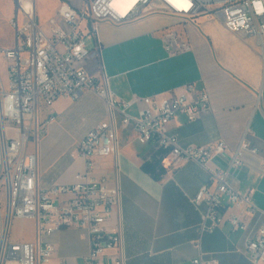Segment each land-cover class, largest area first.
<instances>
[{
  "label": "built area",
  "instance_id": "obj_1",
  "mask_svg": "<svg viewBox=\"0 0 264 264\" xmlns=\"http://www.w3.org/2000/svg\"><path fill=\"white\" fill-rule=\"evenodd\" d=\"M16 5L9 19L13 42L0 48L6 63L5 75L0 71V264H49L57 250L51 237L68 228L87 231L86 264H126L123 228L119 223L111 228L109 222L123 195L119 129L129 126L141 144L153 142L172 162H194L207 173L208 181L191 199L201 217L200 238L223 224L225 209L242 207L258 222L247 238V254L254 264H264V211L252 203L250 193H241L229 181L232 172L243 167L249 142L243 140L231 153L224 140L183 146L169 131L178 114L196 121L210 112L207 91L188 83L180 93L134 95L127 101L111 89L103 67L99 76L86 68L89 60L101 56V23L120 26L151 15L171 16L184 24L200 16L220 17L231 32L253 38L264 60V0H81L80 5L61 0L49 20L50 32L38 21L36 0H16ZM161 40L169 56L191 50L187 37L172 27L162 31ZM85 91L104 100L108 117L77 145L86 163L76 180L43 188L37 153L30 150L44 128L40 102L51 104L61 96L77 100ZM134 104L140 105L136 115L129 112ZM104 157L114 159V172L109 178H96V159ZM216 158L225 165L215 164ZM18 219L34 222L33 240L13 238L12 225ZM229 222L234 232L248 229L240 216H231ZM189 264H218V260L201 253Z\"/></svg>",
  "mask_w": 264,
  "mask_h": 264
},
{
  "label": "crops",
  "instance_id": "obj_2",
  "mask_svg": "<svg viewBox=\"0 0 264 264\" xmlns=\"http://www.w3.org/2000/svg\"><path fill=\"white\" fill-rule=\"evenodd\" d=\"M60 2L53 7L54 15ZM153 16L120 26L101 23V56L89 60L87 70L99 76L103 67L111 89L127 101L134 95L161 97L172 90L180 93L188 83L205 89L210 112L196 121L178 114L170 122L169 131L183 146L224 140L231 153L243 140L249 142L250 148L242 155L243 167L233 171L229 181L241 193H250L252 203L264 211V60L254 39L231 32L220 17L200 16L184 24L159 15L170 23L158 27L149 23ZM169 27L187 37L190 51L177 56L167 54L161 33ZM139 106L134 104L129 112L136 115ZM39 107L44 128L37 142L30 145L38 156L39 184L43 188L71 184L86 163L77 153V145L94 126L107 119L105 102L95 92L85 91L77 100L61 96L51 104L41 101ZM119 140L123 195L109 226L119 223L123 228L126 264H189L201 253L216 258L218 264H254L246 242L258 222L246 216L242 207L225 209L223 224L200 238L201 217L191 199L208 181L203 169L190 161L172 162L153 142L141 144L131 126L120 127ZM214 163L225 165L221 158ZM113 172L112 157L96 159V178H109ZM233 215L246 220V231H232L229 218ZM19 225L29 231L19 236L12 231L13 238L33 240L34 222L15 220L12 230ZM51 241L57 250L49 264H86L89 236L84 228L60 230Z\"/></svg>",
  "mask_w": 264,
  "mask_h": 264
},
{
  "label": "rangeland",
  "instance_id": "obj_3",
  "mask_svg": "<svg viewBox=\"0 0 264 264\" xmlns=\"http://www.w3.org/2000/svg\"><path fill=\"white\" fill-rule=\"evenodd\" d=\"M56 2H58V0H36L38 21H40L46 32H50L49 20L54 15L53 7ZM16 7V0H0V48L10 45L13 42V31L9 25V19ZM149 23L162 27L165 26V24L168 25L170 22L165 17L154 15L149 18ZM0 71L4 76L6 72V63L2 53H0ZM12 231L19 236L27 234L29 228L19 225L16 228H13Z\"/></svg>",
  "mask_w": 264,
  "mask_h": 264
},
{
  "label": "bare ground",
  "instance_id": "obj_4",
  "mask_svg": "<svg viewBox=\"0 0 264 264\" xmlns=\"http://www.w3.org/2000/svg\"><path fill=\"white\" fill-rule=\"evenodd\" d=\"M131 6V4L129 5V7Z\"/></svg>",
  "mask_w": 264,
  "mask_h": 264
},
{
  "label": "trees",
  "instance_id": "obj_5",
  "mask_svg": "<svg viewBox=\"0 0 264 264\" xmlns=\"http://www.w3.org/2000/svg\"><path fill=\"white\" fill-rule=\"evenodd\" d=\"M63 1V0H62Z\"/></svg>",
  "mask_w": 264,
  "mask_h": 264
}]
</instances>
